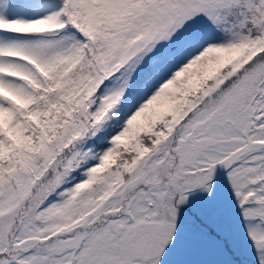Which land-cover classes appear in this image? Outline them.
I'll return each instance as SVG.
<instances>
[{
	"label": "snow or ice",
	"instance_id": "6c2138e0",
	"mask_svg": "<svg viewBox=\"0 0 264 264\" xmlns=\"http://www.w3.org/2000/svg\"><path fill=\"white\" fill-rule=\"evenodd\" d=\"M0 264H264V0H0Z\"/></svg>",
	"mask_w": 264,
	"mask_h": 264
}]
</instances>
